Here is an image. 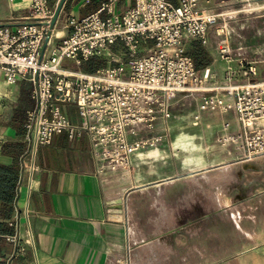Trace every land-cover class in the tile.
<instances>
[{"label":"crops","instance_id":"crops-1","mask_svg":"<svg viewBox=\"0 0 264 264\" xmlns=\"http://www.w3.org/2000/svg\"><path fill=\"white\" fill-rule=\"evenodd\" d=\"M1 1L0 24L15 26L28 15L13 16L18 9ZM263 1L196 0L199 14L218 17L206 42L197 41L211 57L203 78H221L225 74L215 66L226 62L227 75L237 72L242 81L255 77L264 46L258 38L249 44L236 18L251 14L253 24ZM57 2L48 0L52 9ZM134 4L65 0L59 17L67 12L82 18L100 11L102 18H120ZM222 23L233 25L234 45L228 42V49L220 42ZM223 48L225 63L219 60ZM90 59L96 58L80 64ZM244 61L250 64L248 71L242 69ZM22 80L17 89L0 72V264H264V153L245 158L236 137L243 126L232 104L230 110L221 109L226 120L216 126L217 139H224L217 162L204 144L211 127L205 114L188 123L187 131L181 126L178 104L184 92H178L169 102L168 116L157 109L153 121L126 132L136 149L125 161L115 147L101 159L89 131L74 137L59 132L39 146L31 172L24 115L34 102L29 96L32 83ZM8 86L15 97L27 96L29 106L5 118L1 100ZM197 91L200 107H211L206 95L210 87ZM63 109L74 124H82L74 104H63Z\"/></svg>","mask_w":264,"mask_h":264},{"label":"built area","instance_id":"built-area-1","mask_svg":"<svg viewBox=\"0 0 264 264\" xmlns=\"http://www.w3.org/2000/svg\"><path fill=\"white\" fill-rule=\"evenodd\" d=\"M109 5L102 8L111 11ZM99 12L82 18L71 15L72 30L58 41L50 28L54 9L48 0H30V13L15 26L0 24V72L9 83L19 79L32 83L29 96L34 106L24 115L31 172L39 146L49 144L59 132L74 137L89 131L101 159L108 158L115 147L125 161L136 149L126 132L153 121L157 109L168 116L174 95L195 89L194 62L180 45L186 38L206 42L218 20L215 14H199L196 0H180L177 5L168 0H135L120 18H102ZM139 39H153L154 48L130 60L128 67L86 72L64 66L66 59L79 65L83 59L110 54L116 43L130 45ZM227 92L243 126L236 137L245 158L252 159L264 153V79L230 86ZM66 103L77 107L83 120L80 126L63 109ZM116 264L129 262L117 260Z\"/></svg>","mask_w":264,"mask_h":264},{"label":"rangeland","instance_id":"rangeland-1","mask_svg":"<svg viewBox=\"0 0 264 264\" xmlns=\"http://www.w3.org/2000/svg\"><path fill=\"white\" fill-rule=\"evenodd\" d=\"M6 1L7 3H12V5L18 9L16 10V12H14L13 16L30 13V0H11V1L5 0L4 2L6 3ZM1 2L2 1L0 0V5H1ZM259 11H260V14L254 17L253 24L251 22L252 21L251 14L249 15L250 17H247L248 15L246 14H244L243 16L238 15L239 17H237L236 19L240 18L239 23H242L243 29L245 28V32L243 30L242 34L249 44H251L252 41L255 40V38H258L260 45L264 46V1L262 2V4H260ZM69 17H70L69 13L64 12L59 17V21H57L55 26L53 27L52 32H53V35L57 37V41L60 40V38L63 35L68 34L72 30L71 26L69 25V20H68ZM231 26L233 25L223 24L220 29V33H221L220 42H221V45L226 49L230 47L229 43L234 45V43L231 41V39H233L234 41V37L231 35V31H229ZM252 26L254 30H252ZM256 32L258 33V36H256ZM191 39L192 38L184 39L180 45L181 49H183V53L187 56H189L187 51L191 48L190 46L194 42L200 41L196 39L195 41H193L194 39L193 40ZM154 45L155 43L153 39H147L145 42L139 39L138 42H132L130 45H125L123 43H116L110 48V51H109L110 54L97 57L95 59V63L100 68L108 67V66H117V65H123L125 67H128L130 60L135 59V58H140L146 55L147 53L153 50ZM261 51L263 50L261 49ZM260 56L262 58L261 59L262 61L263 60L262 54H260ZM225 58H226V54L224 53L223 58L219 57V60H222L225 63L227 60ZM227 65L228 63L226 62V64L225 65L223 64L222 67L219 64L218 65L216 64L215 66L217 67L218 72L219 70L221 72H224L225 75H223L221 78H219V76L213 77V78L209 76L208 78L205 79L203 78L205 69H201L199 71L196 70L198 75H197V81L193 85L195 89L186 91L184 93H180L181 95L179 97L180 101L178 104V114H179L178 119L180 121L181 126L185 127L184 128L185 131H187L186 126L188 125V123L194 120L195 117H197V115H200L201 117L202 114H205L203 118H207L206 123L208 125H211V127L216 128L215 129V128L210 127L209 134H208L209 137H207L206 139L203 138L206 140L204 144H206V147L208 149L207 151H209L211 155H213L212 162H217L219 155L224 151L223 150L224 148H222L221 146L222 145L221 143L224 139L222 138L217 139L218 134H215V130L218 131L216 126L220 125L223 120H226L225 117L223 116L225 115V112H221L222 111L221 109L222 108L225 109V107H227L226 109L228 110L232 109L228 106L232 104V97L228 94L227 90L229 89L230 86L239 85V84L247 82V81L240 80L241 77L239 76V73H237L235 70L234 71L236 72V76H232L231 72H229V74L227 75L226 74L227 68H224ZM241 65L242 64H240V66ZM64 66L73 68V69L78 68L82 71H85V68H83L84 66L82 65V63L77 65L76 62L72 59H66L64 61ZM229 66H231V68L235 67L234 64H230ZM249 66L250 64H247L244 61L242 65V69L244 71L245 70L248 71L247 69L249 68ZM212 72L213 71H212V66H211L210 73L212 74ZM256 73L257 74L255 75V77H251V80L252 81L263 80L264 61L257 64ZM26 80L27 79H23L22 81H26ZM15 84H17L16 85L17 89L20 88V85H18L19 81L15 82ZM203 87H210V91L207 92L206 95H207L209 104H211V107L204 104L206 107L205 109L200 107V104L201 103L203 104V101H202V96L200 95L201 92L197 91L198 89H201ZM22 91L24 94L25 89L23 88ZM22 96L23 97L21 98H17L11 93L10 87L7 89V91L5 92V96H3L1 100V102L3 103L2 106H3V113H4L5 118L17 112L23 113L24 109H26L29 106V104L27 106V103H26L27 96H24V95ZM211 100L212 102L210 103ZM66 104L71 106L70 103H66ZM212 105H217V106L213 107ZM73 118L76 119L74 115H73ZM210 133H212V136H210ZM196 134L201 135L200 132H197ZM204 144L199 145V146H202V148L199 151H203Z\"/></svg>","mask_w":264,"mask_h":264},{"label":"trees","instance_id":"trees-1","mask_svg":"<svg viewBox=\"0 0 264 264\" xmlns=\"http://www.w3.org/2000/svg\"><path fill=\"white\" fill-rule=\"evenodd\" d=\"M188 55L194 62L196 70H201L205 66L209 65L211 62V57L206 51V49L198 42H195L191 45V48L187 51ZM85 70H94L96 68V63L94 59L87 60L83 64Z\"/></svg>","mask_w":264,"mask_h":264},{"label":"water","instance_id":"water-1","mask_svg":"<svg viewBox=\"0 0 264 264\" xmlns=\"http://www.w3.org/2000/svg\"><path fill=\"white\" fill-rule=\"evenodd\" d=\"M65 0H58L57 2V5L54 9V13H53V17L51 19V22H50V28L53 29V27L55 26L57 20H58V17H59V14L61 12V9H62V6L64 4ZM48 37L49 35L45 38V41L43 43V46H42V51L41 53L44 51L45 47H46V43H47V40H48Z\"/></svg>","mask_w":264,"mask_h":264}]
</instances>
